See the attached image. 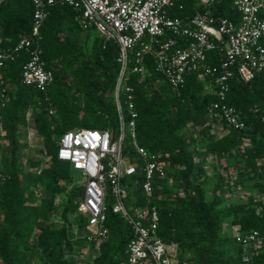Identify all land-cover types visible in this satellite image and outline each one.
I'll use <instances>...</instances> for the list:
<instances>
[{"label":"trees","instance_id":"obj_1","mask_svg":"<svg viewBox=\"0 0 264 264\" xmlns=\"http://www.w3.org/2000/svg\"><path fill=\"white\" fill-rule=\"evenodd\" d=\"M182 3L185 9L172 10L170 17L185 18L196 11H205L192 1L183 0ZM211 12L218 17L239 20L234 0H218ZM33 13L31 0H0V53L14 48L23 36L31 35ZM83 32L90 31L82 29L80 12L70 7L66 0H56L36 42L45 68L55 77L46 92L21 82L22 68L28 60L26 54L15 56L3 69L0 68L9 98L2 108L3 86L0 82V123L14 150L12 161L0 172V217L5 226L0 230V264H29V252L40 253L49 264H73L75 245L86 242L85 237L78 238L73 230L76 223L69 220L70 215L75 214L80 226L85 225V218L78 212L84 188L79 185L68 190L64 186L74 170L69 163L60 161L57 154L61 137L69 131L89 128L111 130L115 137L118 135L115 90L120 65L117 62L118 45L102 36L91 55H85L79 42ZM135 53L136 50L131 53L129 69L135 65ZM145 61L147 79L131 74L126 85L133 89L131 98L138 113L139 145L151 154L163 156L168 163V176L158 182L153 200L160 211V238L169 248L178 249L177 264H264V243L248 260L244 258L242 247L240 256L225 260L223 247L226 241L221 237L222 218L232 219L237 234L263 232L264 202L251 206L232 204L218 211L222 201L218 195L222 184H219L214 190L215 200L207 203L192 145L179 135L200 114L214 112L225 132V136L214 143V153L218 159L231 157L234 151L239 153L247 170L242 177L250 174L264 196V74L256 76L250 83L236 79L230 83L226 103L237 109L246 125L245 129L237 130L221 120L214 110L219 98L211 90L209 77L192 74L187 77L185 88L177 92L155 71V60L151 56ZM221 61L218 51L209 54L211 65H219ZM122 99L126 97L123 95ZM51 110L55 111L53 117L49 114ZM30 111L38 136L51 159V166L47 168H39L38 163L31 161L37 170L35 180L46 184L49 194L41 206L36 204L29 176L22 172L17 160L16 133L25 124L24 119ZM127 148H130L129 144ZM169 176L187 185L197 181L192 190L195 196L187 191L184 196L159 198V186ZM64 193L67 204L62 218L66 225L61 229H55L52 224L38 225L40 219L52 212L56 195ZM132 196L138 199L139 206L147 205L139 188ZM108 228L110 235L100 244L96 264H128L127 249L133 239L131 227L125 220L109 213ZM235 242L244 246L236 238ZM215 243L221 245L215 251L210 250ZM185 253L188 256L185 257Z\"/></svg>","mask_w":264,"mask_h":264},{"label":"built area","instance_id":"obj_2","mask_svg":"<svg viewBox=\"0 0 264 264\" xmlns=\"http://www.w3.org/2000/svg\"><path fill=\"white\" fill-rule=\"evenodd\" d=\"M182 1L66 0L80 12L84 31L95 30L119 47L120 73L115 90L119 131L116 137L111 130L82 128L66 132L60 139L57 156L82 177L80 186L84 195L78 212L86 220L84 237L88 242L108 239L109 213L131 227L133 239L127 249L128 264L178 263L172 248L159 236L160 211L153 204L158 182L168 176V163L163 156L151 154L139 145L138 113L131 98L133 89L126 85L130 75L147 79V56L155 60V71L177 92L185 88L188 76L205 75L219 98L214 110L228 126L243 130L246 125L240 113L226 103L230 83L233 79L250 83L264 74V0H234L238 21L211 12L218 0H189L205 11H196L185 18L170 17L172 10L185 9ZM31 2L34 7L31 35L23 36L14 48L0 53V68L15 56L26 54L28 60L22 68L21 82L46 92L55 77L45 68L36 42L56 0ZM134 50L135 65L129 69ZM217 51L222 61L211 65L209 54ZM0 82L3 108L8 101V89L1 72ZM49 114L54 116L55 111ZM136 188L147 200L146 206H139L138 199L132 196ZM236 240L260 247L264 243V230L240 233Z\"/></svg>","mask_w":264,"mask_h":264},{"label":"rangeland","instance_id":"obj_3","mask_svg":"<svg viewBox=\"0 0 264 264\" xmlns=\"http://www.w3.org/2000/svg\"><path fill=\"white\" fill-rule=\"evenodd\" d=\"M100 39L102 37L95 30H91L89 33H81L79 42L85 55H91L94 45ZM32 116V111H30L24 119L25 124L16 133L17 142L19 143L17 160L22 172L29 176L28 182L32 185L31 190L34 193L36 204L41 206L43 200L49 198V194L46 192V184L35 180L34 174L37 170L32 166L31 161L38 163L39 168H47L51 166V159L38 136ZM6 135L7 132L0 123V172L5 170L6 165L12 161L14 156V150ZM179 135L192 145L195 160L199 166V179L202 182L207 203L215 200L214 190L219 187V184H222L220 186L222 190L218 191L219 198L222 201L218 205V211H222L232 204L251 206L264 202V196L258 190L256 181L252 179V176L248 174L245 175L246 177H242V174H246L247 170L239 153L234 151L233 156L225 157L224 159H218L214 153V143L225 136L219 118L214 112L208 111L200 114L196 119L189 122L186 128L180 131ZM81 182L80 172L71 171L70 179L64 186L69 190L74 186H79ZM196 182L192 181L191 184L187 185V183L176 181L169 176L167 181L159 186V198L166 199L168 197L184 196L187 191L192 196H195V192H192V190L195 188ZM66 204L65 193L57 194L52 212L48 217L40 219L38 225L52 224L55 229H61L66 225L62 218ZM3 220L0 217V230L5 227ZM69 220L76 223L73 230L77 232L78 238H83L85 236V226H80L79 218L77 219V216L72 214ZM237 233V229L232 225V219H221V237L226 241L223 247L226 250L225 260L235 259L240 256L241 247L245 254L244 258L248 260L254 251L260 248L259 245L240 246L235 242V238L238 236ZM101 242H88L86 240L85 243L76 244L72 254L73 264H96V260L100 257L99 247ZM220 245V243H215L209 248L215 251ZM177 252L178 249L176 247L172 248L173 254H177ZM184 256H188V253H185ZM28 259L29 264H49L47 259L40 253L29 252Z\"/></svg>","mask_w":264,"mask_h":264}]
</instances>
